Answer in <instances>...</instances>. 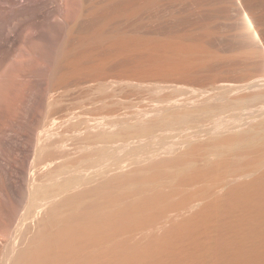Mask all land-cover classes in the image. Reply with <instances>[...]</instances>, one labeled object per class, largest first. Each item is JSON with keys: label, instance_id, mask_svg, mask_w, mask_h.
<instances>
[{"label": "rangeland", "instance_id": "rangeland-1", "mask_svg": "<svg viewBox=\"0 0 264 264\" xmlns=\"http://www.w3.org/2000/svg\"><path fill=\"white\" fill-rule=\"evenodd\" d=\"M263 128L264 0H0V264H264Z\"/></svg>", "mask_w": 264, "mask_h": 264}, {"label": "bare ground", "instance_id": "bare-ground-1", "mask_svg": "<svg viewBox=\"0 0 264 264\" xmlns=\"http://www.w3.org/2000/svg\"><path fill=\"white\" fill-rule=\"evenodd\" d=\"M130 2V1H129ZM20 20V19H19ZM9 29H12V28H9ZM103 29V32H104V28H102ZM13 30V29H12ZM95 30V29H94ZM99 30V29H98ZM106 30V29H105ZM8 31V30H7ZM93 31V30H92ZM102 31V30H101ZM10 32H11V30H10ZM95 33V34H94ZM108 33V32H107ZM11 34V33H10ZM89 34H91V32L89 33ZM93 34L94 35H101V32L100 31H94L93 33H92V35H90V37L91 36H93ZM104 34H106V33H104ZM99 35V36H100ZM102 35H103V33H102ZM88 36V35H87ZM98 36V37H99ZM105 36V35H104ZM104 36H102V37H104ZM89 37V38H90ZM85 38H87V37H85ZM89 38H88V40H89ZM95 38H96V36H95ZM101 38V37H100ZM93 39H94V37H93ZM85 40V39H84ZM87 40V39H86ZM129 45H128V43L126 42V41H121V49H125L126 47H128ZM71 48H69V50H70ZM71 51V50H70ZM151 59H157V60H159V59H161V60H163V58L162 57H159V55H154V54H151V55H147V56H144V60H151ZM208 100V99H207ZM206 100V101H207ZM203 102H205V100H203L202 101V105H199V104H193V107H195L196 109H197V107H199L198 109H200V107L201 106H203V104H204V106H205V103H203ZM207 104V103H206ZM192 108V106L189 104V103H181V102H178V101H174V102H170V103H168L167 105H164V106H158V107H156V108H154L152 111H150L151 112V115H148L150 112H146L145 114H143L141 117H140V120L138 121V122H136L135 124H136V126L138 127V128H140V129H146V128H148V127H150L151 125H153L154 123H155V119H161V120H168V119H172V118H175V117H179L180 116V114H179V111L181 110V109H184V110H186L187 109V111H189L188 109H191ZM194 108V109H195ZM193 109V108H192ZM195 109V110H196ZM192 111H194V110H192ZM191 113V112H190ZM190 113H183V115H185V114H187V115H190ZM134 124V125H135ZM111 125V127H113V126H119V123H117V122H115V123H112V124H110ZM111 127L110 128H104L102 131L103 132H105V133H110V132H112L113 131V129H111ZM257 133V132H256ZM256 133H255V135H256ZM49 135H51V132L49 133V134H47V137H49ZM258 135L259 136H261V137H264V128L263 129H261L259 132H258ZM38 149L39 148H41L42 147V149H43V146H45L44 145V142H42V138L41 137H39V139H38ZM238 143V142H237ZM240 145V144H239ZM232 147V146H231ZM235 147V146H234ZM41 150V149H40ZM98 151H102L101 150V148L100 147H98V149H97ZM217 154L218 155H223L224 154V152H218L217 151ZM53 163L54 162H48V163H44V165H46L45 167H47V166H50L51 167V165H53ZM174 170H172V173H174L175 175H176V173H183V172H187V173H189V172H191L190 171V169H191V165H189V164H187V165H185V166H182V167H180V168H173ZM195 171V170H194ZM193 171V172H194ZM192 172V174L191 173H189L188 175H193V174H195V172L193 173ZM197 174V173H196ZM195 174V175H196ZM56 175V174H55ZM54 174H53V176H55ZM59 175V174H58ZM197 176V175H196ZM196 176H194L193 175V177L194 178H192V177H190L189 179H195V177ZM200 176V175H199ZM199 176H197V177H199ZM203 175H201V177H202ZM58 176H56V178H57ZM189 177V176H188ZM55 178V177H54ZM50 180H51V178H50ZM65 181V180H64ZM63 181V182H64ZM194 182V181H193ZM58 183V182H57ZM62 183V182H61ZM61 183H60V185H61ZM196 182H194L193 183V185L195 184ZM44 184H45V181L43 182V183H40V184H38L39 186L37 187L36 185H34V189H32L31 191L33 192V193H36L37 192V190L40 188H42V187H44ZM47 184V183H46ZM59 184V183H58ZM58 184H56V185H58ZM192 184V183H191ZM43 185V186H42ZM53 185V184H52ZM55 185V184H54ZM64 185V184H63ZM137 186H138V184H137ZM62 187V186H61ZM63 187H67V186H63ZM39 189V190H40ZM36 191V192H35ZM230 192V191H229ZM46 203H42V204H40L39 205V207L40 206H44ZM111 210H108V211H103V212H99L97 215L99 216L98 218H97V221H96V218H95V221L96 222H93V223H91V222H88V221H86V222H88V224H89V226H86L85 225V223H79V221L77 222V220H79V217H76L75 218V221H74V224L73 225H71V226H69V227H71L72 229H70L69 227H68V229H70V230H73L74 232L76 231V234L78 233V230L82 227V229H84L83 228V225H80V224H84V227L85 228H89L90 230H93L94 231V229H96V232L99 230H103L106 226H108L110 223H112V222H119V221H121L124 217H123V214H122V212L120 213V212H117V214H116V212L115 213H112V212H110ZM120 213V214H119ZM74 220V219H73ZM92 221H93V219H92ZM77 222V223H76ZM92 225H91V224ZM80 225V226H79ZM67 229V230H68ZM66 230V231H67ZM86 230V229H85ZM81 231V230H80ZM92 231V232H93ZM70 232V231H69ZM69 232H68V235H69ZM83 232V231H82ZM85 232V231H84ZM89 232V231H88ZM58 233H60V232H58ZM58 233H57V235H58ZM62 233V232H61ZM66 233V232H65ZM65 233L61 236L60 234V236L61 237H64V235H65ZM86 234H88L87 233V231L85 232ZM90 233V232H89ZM67 234V233H66ZM73 235L72 236H76V234H74V233H72ZM67 236V235H66ZM61 237H59V239L61 238ZM68 237V236H67ZM55 238H56V236H55ZM54 238V239H55ZM65 238V237H64ZM73 238V237H72ZM67 239H69V238H67ZM57 240H58V236H57ZM63 239H61V241H62ZM64 240H66V238L64 239ZM72 241L73 239H71V237H70V239L68 240V241ZM54 241V240H53ZM55 242V241H54ZM59 242V241H58ZM256 256V255H255ZM260 258V257H259ZM254 259V258H253ZM256 259V258H255ZM257 260V259H256ZM260 260V259H259ZM253 262V261H252ZM260 262V261H259ZM262 262V261H261ZM254 263V262H253ZM263 264V263H262Z\"/></svg>", "mask_w": 264, "mask_h": 264}]
</instances>
